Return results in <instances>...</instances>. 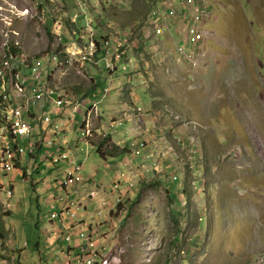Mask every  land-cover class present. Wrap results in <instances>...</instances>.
<instances>
[{
  "label": "rangeland",
  "instance_id": "rangeland-1",
  "mask_svg": "<svg viewBox=\"0 0 264 264\" xmlns=\"http://www.w3.org/2000/svg\"><path fill=\"white\" fill-rule=\"evenodd\" d=\"M176 1L163 0V5L175 9ZM207 1L213 10L203 19L196 16L204 36L199 42L189 38L190 50L182 40L191 37L183 20L178 29L172 24L173 37L156 35L155 29H167L168 22L147 15L153 0H0V40H12L2 51L19 42L20 54L30 58L18 61H38L46 75L57 64L49 54L57 45L85 51L90 31L100 45L106 40L99 36L108 39L102 47L114 69L105 60L97 66L71 56V64L62 60L54 77L69 99L84 97L94 81L101 94L109 88L102 105L92 100L87 135L102 125L103 136L131 150L105 163L96 147L81 140L78 148L65 145L70 157L54 168L48 154L67 142H61L62 128L57 136L44 128L49 139L37 163L25 155L13 172L0 165V181L14 189L5 188L7 195L13 190L12 198L0 190V264H64L63 226L50 219L58 210L51 208L53 195L57 201L80 202L76 220H83L84 235L75 242L83 238V248L102 252L115 264H264V0ZM67 21L75 22L78 38L64 44L61 38L72 36ZM134 41L143 54L128 52ZM175 42L184 48L178 51ZM12 62L17 64L10 60L9 67ZM71 110L63 111L61 121L65 130L73 125L67 136L78 140L86 116H73ZM34 137L20 143L27 146ZM71 163L81 164L85 179L63 191L55 185Z\"/></svg>",
  "mask_w": 264,
  "mask_h": 264
},
{
  "label": "built area",
  "instance_id": "built-area-1",
  "mask_svg": "<svg viewBox=\"0 0 264 264\" xmlns=\"http://www.w3.org/2000/svg\"><path fill=\"white\" fill-rule=\"evenodd\" d=\"M8 35V34H7ZM4 42H12L11 39H1L0 40V48L2 51V44ZM14 47H20L19 42H14ZM9 60H17V67H9ZM1 66V75H0V88L6 89V98L13 99V106H4L3 99H0V110H12L13 111V119H5L8 131L11 135V146H13L14 150L17 151L18 157L21 159L27 152L26 146H23L20 143L21 140H26L31 136L30 132V122L28 119L24 117V111L28 110L31 105H34L36 108L39 106L42 107L39 103H45L47 100L50 101V104L53 103L54 106L60 108L64 101L59 95L54 99H46L44 96L43 90V82H41V75L38 71L39 64H33L32 67L29 65H25V61H18L17 52L14 49L11 52H3L2 51V60H0ZM22 67L25 69L23 70ZM31 81L32 83H30ZM18 84H26L25 92H18ZM37 117L42 120V122L46 123L48 126L49 123H52V118L48 114H43L42 116L37 115ZM12 120H20L21 130L19 132L11 131V121ZM55 128H49L53 131L58 129L57 121L54 122ZM15 144V145H14ZM29 148L33 150V143L31 142ZM57 154L53 153L52 161L59 162L61 158H66L69 156V151H60V148L57 150ZM71 168H78V173L80 171V167L76 165H72L70 169L67 171L68 176L61 180V184H70L76 180H79V176H71ZM8 170H11V166H8ZM12 171V170H11ZM13 172V171H12ZM1 177H4V171H0ZM64 201V200H63ZM66 203V204H63ZM61 205V206H60ZM63 205V206H62ZM59 207V208H58ZM75 203L73 201L69 202V200H65L61 202V204H56V206L52 205V209L58 208V210H54L51 212L50 219H59L63 229L59 231V235L62 241H66L69 248H65L62 252H64L65 261L64 264H115L112 259H109L102 252H89L88 250L82 248L83 240L81 242L78 240L74 241L71 233H68L67 230L73 229L74 218L76 216ZM79 236H83V232H76ZM55 233V239H57ZM54 242V240H51ZM74 249H81V256H74Z\"/></svg>",
  "mask_w": 264,
  "mask_h": 264
},
{
  "label": "clouds",
  "instance_id": "clouds-1",
  "mask_svg": "<svg viewBox=\"0 0 264 264\" xmlns=\"http://www.w3.org/2000/svg\"><path fill=\"white\" fill-rule=\"evenodd\" d=\"M159 2H160V0H159ZM158 2V3H159ZM155 3H156V0H155ZM161 6H163V8H160V7H156V8H154V6L152 7L153 9H152V11L148 14L147 13V15H150V18H152V19H156L157 20V22L158 23H161V20L163 21V19L166 17V19H167V25H166V27H167V29L165 28L164 29V26H162V27H158V28H156L155 30L156 31H154L155 33H156V35H159V34H161V35H165V33H168L171 37H173V35H172V32H171V28H172V24L176 27V29H178V23H179V21H174L173 20V16L175 15V16H178L181 20H183V21H185L187 24L185 25V27H188V29H189V26L190 25H195V26H197L198 28H199V30L201 31V32H203V27H202V25L203 24H201V21L200 22H195V23H193V18H194V16H195V14L197 13V12H201V11H204V15H203V17H202V19L204 18V16L207 14V12H209V11H212L213 10V5L211 4V2H209V1H207V0H178V1H176V6H175V9H172V8H165L164 7V5H163V0H161ZM194 4H197L198 5V7H199V9L198 10H195L194 8H193V5ZM14 9H16V11H15V14L16 15H19V13H18V9L15 7ZM156 12V13H155ZM154 13V14H153ZM187 16L190 18V19H188L187 18ZM161 19V20H160ZM201 19V20H202ZM177 24V25H176ZM180 28V27H179ZM188 29H187V34L188 35H191V34H189L188 33ZM165 30L167 31V32H165ZM90 33H91V38L85 43V51H83V50H81V51H79V49H81V47H79V46H77L76 45V47H74L73 49H71V48H64V51H66V53L68 54V56H67V59H66V62L67 63H70L71 64V56L72 57H74V58H76V60H78V61H81V62H86V61H91V62H94V63H96L97 64V66H99V62L101 61V60H94V54H95V49H96V43H95V39H94V32L93 31H90ZM204 33V32H203ZM178 34H181V33H178ZM191 39V41H193V42H199V41H197V40H195V38L191 35V37H188L187 39H184L183 37H182V40L184 41V43H187L188 41V39ZM105 45H109L110 43H109V41H106L105 43H104ZM60 45V44H59ZM105 45H102V46H105ZM121 45H119V47H120ZM119 47H117V51H118V49H119ZM19 48V53L21 52V48L20 47H18ZM77 48V49H76ZM182 48H184V46H178L177 47V50L179 51V49H182ZM189 48H190V50L192 49L190 46H189ZM83 52H88L90 55L88 56V58H86V57H84V56H82V53ZM182 54L180 55L181 56V58H182V56H183V52H181ZM69 54H70V56H69ZM23 55L24 56H26L27 58H30L29 57V55H26L24 52H23ZM51 55V54H50ZM55 54H53L52 55V59H55L56 60V62H57V64H56V66L54 67V68H51L49 71H48V73H47V75H46V73H45V70H43L42 69V67H41V65L39 64V67H40V70H39V72H40V75H41V82H43V83H47V85L51 88V89H53V94H52V98H56V96H58L59 95V97H61L62 99H63V101H64V103H63V105L60 107V108H58V107H56V106H53L52 108V110H51V108H50V111L51 112H49V113H47V112H45V108H46V106H48L49 104H50V101H46L45 103H43V105H42V103H39V105L42 107V109L39 107V108H36L34 105H32L33 107H34V110H35V112H36V114L37 115H39V116H42L43 114H48V115H50L51 116V114L52 113H54V112H56V109H57V112L58 111H61V113L66 109V108H70V110H71V108H74L75 109V113H71V115H73V116H77V115H81L82 113H84V115L86 116V118H82V120L81 121H83V120H85L86 121V123L88 122V121H91V118H90V115H89V113L90 112H92V111H94V105H93V102H92V100L93 99H96V103H94V104H99V105H101L102 103H103V99H104V97H105V95L106 94H108L107 93V90L109 89V88H107L106 90H105V92L101 95L100 94V92L98 91V92H94L93 93V95L91 96V98H89V100H85V99H83V100H81V99H77V97H76V95H70V99H69V95H66L65 93H64V90H63V88L61 87V86H59L57 83H56V81H55V77H54V75H55V72L57 71V69H59V65L62 63V59L61 58H59V56H57V57H55L54 56ZM78 56V57H77ZM121 57V55L119 54V53H116V59H119ZM111 58H112V56H111ZM105 59V61H106V66L109 68V69H114V65L111 63V62H109L108 61V58H104ZM49 62H51V59L49 60ZM29 63H31V62H29ZM37 63H38V61L37 62H32V64H35V65H37ZM86 71H88L89 72V70L90 69H87V67H86V69H85ZM50 72L52 73V79H50L49 78V74H50ZM91 79H94L95 80V78L92 76V78ZM30 83H32L31 81H29ZM90 104H92V107L91 108H88V106L87 105H90ZM96 106V105H95ZM71 112H72V110H71ZM60 113V114H61ZM99 116V115H98ZM60 117V116H59ZM52 118V117H51ZM42 121V120H41ZM58 122V123H62V121H61V119H55V121H53L52 120V123H54V122ZM44 125H43V129L44 128H46V130H49V128L50 127H47V125H46V123H44V122H42ZM63 124V123H62ZM58 127H60V126H58ZM99 129H100V127H99ZM55 132H56V135L59 133V131H56V130H54ZM48 132V131H47ZM98 132L100 133V134H104V132H102V131H100V130H98ZM55 137V136H54ZM46 138H48L47 136H46ZM53 144H54V142H53ZM29 147V146H28ZM57 150V149H56ZM63 151H70V149H65V150H63ZM53 153H55V151H52V152H49V156L50 157H52L51 156V154H53ZM57 154V153H56ZM70 156H68V157H66V158H69ZM61 159H63V158H61ZM48 160H46V162H47ZM69 170V169H68ZM68 170H66V171H64V172H66V173H68L67 171ZM81 171V170H80ZM80 171H79V173H77V175L80 177V178H83L82 177V175H81V173H80ZM66 177V175H64V177L63 178H65ZM76 181H78V180H76ZM76 181H74V182H76ZM54 182H56V181H54ZM73 182V183H74ZM57 185H60L61 186V189L63 190V191H65V189H63L62 188V186L63 185H66V184H61V183H59V182H56V185H55V187L57 186ZM13 186V185H12ZM68 186H70L69 184L68 185H66V188L68 187ZM54 187V188H55ZM51 194H53V192L51 193ZM52 199H54L55 200V203L56 204H61V202H64L65 200H69V202H71V201H73V200H70V199H68V198H64V197H61V199L59 200V201H57L56 200V198L54 197V195H53V198ZM64 200V201H63ZM49 203H51L52 201H48ZM74 203H75V209L77 210V209H79V207H80V202H75V201H73ZM63 204H66V203H63ZM79 204V205H78ZM53 205V204H52ZM61 206V205H60ZM63 206V205H62ZM59 208V207H58ZM76 216H77V211H76ZM76 216H75V218H74V224H73V229L72 230H67V232L68 233H71V235H72V237H73V243H72V245L74 244V241L77 239L76 238V236H79L76 232H79V231H81V232H83V235H84V224L82 223L83 221L81 220V221H78V220H76ZM51 221H53V220H51ZM80 223H82L80 226L81 227H79L78 226V224H80ZM83 228V229H82ZM91 229V228H90ZM73 233V234H72ZM59 239H61V237H59ZM58 239V240H59ZM82 240H83V238H81ZM89 239H90V237H89ZM51 240V239H50ZM51 243H54V242H51ZM64 244V243H63ZM67 246H68V244H67ZM83 247H85V246H83ZM82 247V248H83ZM84 249H86V248H84ZM87 250V249H86ZM90 252V251H89ZM91 252H93V251H91ZM114 262V261H113Z\"/></svg>",
  "mask_w": 264,
  "mask_h": 264
},
{
  "label": "trees",
  "instance_id": "trees-1",
  "mask_svg": "<svg viewBox=\"0 0 264 264\" xmlns=\"http://www.w3.org/2000/svg\"><path fill=\"white\" fill-rule=\"evenodd\" d=\"M158 5H159V3H158V0H156V3H155V0H153V3L151 4V6L153 7H158ZM173 20L174 21H180L181 19L178 17V16H173ZM69 26H70V28H69ZM72 26L74 27V28H76V25H75V22L73 21V23H72V25H70V23L67 21V23H66V31L67 32H69L70 34H72V36L71 37H69V38H61V42H63L64 44H66V43H68V42H73V40H72V38L73 39H75V37L76 38H78L77 37V32H75L74 31V33H73V29H72ZM165 32H167L166 30H165ZM74 34V35H73ZM162 37L161 38H163V37H165L166 35H161ZM96 38V37H95ZM99 38V40H106V41H108V39H106L105 37H101V36H99L98 37ZM141 38V37H140ZM105 41V42H106ZM104 42V43H105ZM184 42V41H183ZM95 43H96V49H95V54H94V56L98 59V60H101L100 59V56L102 55L103 57L105 56L104 54H105V52H103V47H102V45H100V43H99V41L97 40V38L95 39ZM178 46H183V45H181L180 43H177V42H175ZM145 44V43H144ZM186 44H188V46H190L191 48H192V44L191 43H186ZM12 49H14V51L15 52H17V54L19 53V48H17V47H14V46H12L11 47ZM130 49H132V52L131 53H134V50H136V52H140V53H144L145 52V50H143V46L141 47L140 45H139V43L138 42H136V41H134V42H132V44L130 45V47H129V51L128 52H130ZM11 50V49H10ZM49 54H51V55H53V54H55L54 56L55 57H57V56H59V58H61L62 60H65L66 61V59H67V53H66V51H64V48H63V45H57V47L53 50V51H50L49 52ZM57 55V56H56ZM90 54L88 53V52H83L82 53V56H84V57H86V58H88V56H89ZM125 56H128V55H125ZM105 58V57H104ZM103 58V60H101V61H104L105 59ZM88 62V61H87ZM12 64H13V67H17V65L15 64V63H13L12 62ZM67 64V63H66ZM29 67H32V64H30L29 63ZM22 69L24 70L25 68L24 67H22ZM115 70H116V67H115ZM49 78L50 79H52V73L50 72V74H49ZM99 88H98V85L96 84V81H94V83L92 84V87H91V85H90V87H89V89L88 90H86V94L84 95V97H82V98H80L81 100H83V99H85V100H89V96L91 95V93L90 92H92V95H93V93L94 92H98L99 90H98ZM94 91V92H93ZM100 92V91H99ZM105 92V90H103V92H102V94ZM89 93H90V95H89ZM149 93V92H148ZM101 94V93H100ZM101 94V95H102ZM102 105V104H101ZM153 105V103H151V106ZM88 106V108H91L92 107V104H90V105H87ZM61 113V111H58V112H54V113H52L51 114V117L52 118H54V119H57V116L59 115ZM24 117H25V119H28V121L30 122V124L32 125V132H31V136L30 137H34V136H36V134H37V137H36V139L37 140H35V137H34V141H30V140H28V145L26 146V148H27V152H26V154L25 155H27L30 159H34V161L37 163L38 162V156L40 155V151L42 150V148L43 147H45V143H46V141L49 139V138H46V134H47V131L46 130H44L43 129V123H42V121L37 117V114H36V112H35V110H34V107L31 105L30 107H29V109L28 110H26V111H24ZM77 117V116H76ZM70 121H72V120H70ZM38 124V129H35L34 127H35V124ZM57 125L58 126H61V127H59L58 129H56V131H60L59 129H63L62 131H63V133L65 132V126H64V124H62V123H57ZM75 125V124H74ZM55 126V124L54 123H49L48 124V126L47 127H50V128H55L54 127ZM74 129V127H73V125L71 126V127H69V130H73ZM98 129H99V127L98 128H92L91 130H90V134L89 135H87V130H88V127H87V123H86V121L85 120H83V121H81V123L79 124V137H78V140H76V143H78V145H79V143H81V140H83L84 141V143L83 144H85L86 146H90V147H96L97 148V152L100 154V158H101V160L102 161H104V162H107L108 161V159L109 158H114L115 156H118L119 154H129V153H131V150L130 149H128L127 147H121L120 145H118L117 143H115V142H113V141H111V135H106V136H103L102 134H100L99 132H98ZM35 130H37V132L38 133H36V131ZM69 130H68V132H69ZM158 130H160V129H158ZM57 136V135H56ZM103 137V138H102ZM27 139H29V138H27ZM26 139V140H27ZM31 142L33 143V150H31L28 146H30V144H31ZM22 144V143H21ZM54 144H55V142H54ZM144 144H146V143H144ZM15 145V144H14ZM136 147H138V148H142L141 146L142 145H139L138 143H137V145H135ZM144 146V145H143ZM59 148H60V151H63V150H65V147L62 145V146H59ZM135 149V148H134ZM52 150V149H51ZM52 151H55V153H57V151L56 150H52ZM24 155V156H25ZM22 159V158H21ZM64 159H67V158H63V159H60L59 160V162H55L54 164H52V167H59V165L61 164V162L64 160ZM46 160H49V158H47ZM21 162L22 161H20V162H18L17 163V168H19L20 166H21ZM46 163V162H45ZM43 164V162H41L40 163V165H42ZM71 165H76V166H78V167H80V170H81V164H77V163H74V164H72L71 163ZM23 171H24V175L22 174V178L23 179H26V172H27V168H24L23 169ZM64 174L66 175V176H68V174L66 173V172H64ZM76 175H77V173L74 175L75 177H76ZM142 184H145L146 186H149V183H147L146 181H142ZM142 188L143 187H145V186H141ZM11 188H13V186L11 185ZM62 188L63 189H65V191H66V185H63L62 186ZM185 194H186V199H189V195H188V193H187V191H186V188L184 189V191H183ZM182 192V193H183ZM183 193V194H184ZM175 210V209H174ZM173 212H175V211H173ZM10 212L9 211H6V214H9ZM176 215L177 214H180V212H178V213H175ZM178 231H179V229H176V232H175V238H174V241L175 242H177L178 240H179V238H178ZM180 234V233H179ZM0 238L3 240L4 239V237H3V233L1 232L0 233ZM63 243H66V241H62ZM83 246H86V244L85 243H83ZM64 247L65 248H69L68 246H65L64 245ZM63 249V248H62ZM81 251V250H80Z\"/></svg>",
  "mask_w": 264,
  "mask_h": 264
},
{
  "label": "bare ground",
  "instance_id": "bare-ground-1",
  "mask_svg": "<svg viewBox=\"0 0 264 264\" xmlns=\"http://www.w3.org/2000/svg\"><path fill=\"white\" fill-rule=\"evenodd\" d=\"M197 15H201L203 17L204 11L197 12L195 14V16L192 20L193 23L201 21V20L197 21V19H196ZM187 18L190 19L188 16H187ZM193 27H195L197 29V32L195 34H193L191 32V28H193ZM188 33L191 34L195 38V40H197V41L201 40L202 36H204V33L201 32L199 30V28L195 25L189 26ZM12 46H14V44ZM12 50L13 49L11 48L10 52ZM20 57H24V56L21 55L20 53H18L17 58H20ZM27 64L29 65V62H27ZM0 74H1V68H0ZM18 85H21V84H18ZM23 86H24V88H23ZM25 88H26V84H23L22 88L18 87V89L21 92H23L25 90ZM47 88L50 91V94L49 95L44 94L45 98L46 99H54V98H52L53 97L52 96L53 89H51L48 85H47ZM22 89H24V90H22ZM56 98H57V96H56ZM0 99H3V105L4 106H13V99L12 98H6V89L5 88H0ZM56 112H57V109H56ZM5 119H13V111L12 110H0V165L4 164L6 167L11 166L12 168H16L18 160L20 161L22 159H20L18 157L17 151L14 150L13 146H11V135L8 131V127H7ZM20 130H21L20 120H12L11 121V131L12 132H19ZM30 132H32V125L31 124H30ZM2 138H4V139L2 140ZM6 141H9V143H7ZM48 143L51 145V140H49ZM76 173H78V168H71V176H74ZM76 176H78V175H76ZM8 193H9V195H12L13 190L9 189ZM8 197H11V196H8ZM74 255L81 256V251L79 250L77 252H74Z\"/></svg>",
  "mask_w": 264,
  "mask_h": 264
},
{
  "label": "crops",
  "instance_id": "crops-1",
  "mask_svg": "<svg viewBox=\"0 0 264 264\" xmlns=\"http://www.w3.org/2000/svg\"><path fill=\"white\" fill-rule=\"evenodd\" d=\"M23 90V89H22ZM103 104V103H102ZM53 108H51V110H52ZM70 111V108H66L65 110H64V112H69ZM64 112H62V113H64ZM71 112V111H70ZM62 113L61 114H59L58 116H57V118L58 119H61L62 120ZM60 116V117H59ZM79 115H77V117H78ZM98 118H99V116H98ZM100 127V129L101 128H103L102 127V125L101 126H99ZM99 129V130H100ZM64 135H63V138L64 139H62L61 140V142H63V140H65L67 143H64L63 142V144L62 143H58V145L59 146H64L65 147V145H68L69 147H71V145H75V147L76 148H78V143H76V140H75V138H68V136H67V134H69V132H68V130H65V132L63 133ZM58 145H56V146H58ZM70 149V148H69ZM19 161V160H18ZM72 161H74V160H72ZM108 162V161H107ZM107 162H105V163H107ZM83 177V176H82ZM1 179V178H0ZM85 178L83 177V180H84ZM3 180V181H2ZM1 181H0V190H3V192H4V194H5V188H8L9 186L11 187V185H9V186H7L6 185V183H5V180H4V178L2 179ZM1 182H3V183H5V185H3V183H1ZM13 189V188H12ZM14 190V189H13ZM14 193V192H13ZM6 195V194H5ZM7 196V195H6ZM8 196H12V195H9L8 194ZM7 196V197H8ZM13 197V196H12ZM11 197V198H12ZM9 206V205H8ZM83 221V220H82ZM26 246V245H25ZM74 252H75V249H74Z\"/></svg>",
  "mask_w": 264,
  "mask_h": 264
}]
</instances>
